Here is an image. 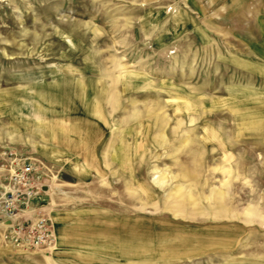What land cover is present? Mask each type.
<instances>
[{"label": "rangeland", "instance_id": "rangeland-1", "mask_svg": "<svg viewBox=\"0 0 264 264\" xmlns=\"http://www.w3.org/2000/svg\"><path fill=\"white\" fill-rule=\"evenodd\" d=\"M54 77L117 98L50 114ZM7 148L52 168L58 243L0 223V264H264V0H0Z\"/></svg>", "mask_w": 264, "mask_h": 264}, {"label": "built area", "instance_id": "built-area-1", "mask_svg": "<svg viewBox=\"0 0 264 264\" xmlns=\"http://www.w3.org/2000/svg\"><path fill=\"white\" fill-rule=\"evenodd\" d=\"M52 168L7 148L0 153V223L8 247L18 253L48 252L58 239L50 202Z\"/></svg>", "mask_w": 264, "mask_h": 264}, {"label": "crops", "instance_id": "crops-1", "mask_svg": "<svg viewBox=\"0 0 264 264\" xmlns=\"http://www.w3.org/2000/svg\"><path fill=\"white\" fill-rule=\"evenodd\" d=\"M88 86H89V84L87 85L83 81H80L79 83H75L70 78H64V80L60 81L58 77H54L53 83L49 84V86L47 88V92H45V94L43 95V100L46 103L53 104V107H51V109H50V114L56 113L55 115H57V111L60 109L62 110V108H64V111L66 113H69L72 111V109H71L72 105H73V111L74 110L79 111L80 110V104L83 103L87 109V113H89V115H92L93 113H96L99 110V108L97 106H95V105H97L96 102H98V104H99L101 102L102 98L103 99H105V98L109 99L110 98V99H112V101L114 98H117V94L114 92V90H113L112 94H108L107 91H105L106 89L104 90L105 92L103 91V94H101L100 92L95 93L96 98L95 97L92 98L90 91H88L89 90ZM89 87H91V86H89ZM87 101L88 102L93 101V105H92V103L89 102L91 106L89 105L87 107V104L85 103ZM95 117L99 118V120L103 119L106 121V118L104 116H95ZM78 127H79V124L76 123L74 129H76ZM40 130H42V129L40 128ZM40 130L38 132H40V135L43 136L45 132H42ZM56 131H57V128H56ZM56 135H57V133L55 132V128H52L50 130V132L47 133V136H50L51 139L54 138V136H56ZM61 135L62 134H60V136ZM90 135L92 136V134H90ZM88 137H89L88 143L90 145L92 144L93 147H96L99 145L100 141L95 140L92 142L93 136L90 137L88 135ZM82 144H83V142H82ZM80 145H78L76 142V143H73L71 146L72 147H76V146L78 147ZM47 201L50 202V209H51V207L53 205H55V201H53L52 197H51V199H47ZM137 233L138 232L135 233L136 234V237H135L136 240H138V238L140 236V235L137 236ZM140 238H142V236H140ZM167 238H170V236H168ZM183 241H186V244H188L190 242V240H188V242H187V240H183ZM135 242L136 241L131 242L133 244H130V246H128L127 249L130 252H135L136 257H137V252L139 253V250L142 248H143L142 251L149 256H151V255L156 256V257L160 256V257H163L165 259H167L168 257H174L175 255H184L186 252H189L188 254H190V253L194 254L195 253V251H192L193 248L185 249V247H183L185 244H183V246H175V245L170 246V244L165 245V244H163V242H157L158 243L157 245H155L153 243H143L144 246H141L140 244L142 242H138V243L137 242L135 243ZM196 248L198 249L197 251L199 252L200 246H198ZM188 249L190 251H188Z\"/></svg>", "mask_w": 264, "mask_h": 264}]
</instances>
